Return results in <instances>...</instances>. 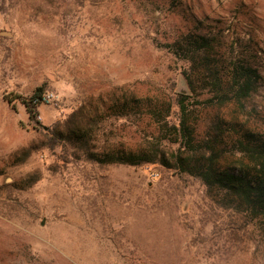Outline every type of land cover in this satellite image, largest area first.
<instances>
[{
	"label": "rangeland",
	"instance_id": "374dc122",
	"mask_svg": "<svg viewBox=\"0 0 264 264\" xmlns=\"http://www.w3.org/2000/svg\"><path fill=\"white\" fill-rule=\"evenodd\" d=\"M189 33L261 76L244 110L197 106L198 139L215 116L264 137V0H0V264H264L260 222L220 206L199 179L99 165L52 138L83 108L99 116L96 150L151 149L164 133L150 115L107 109L191 95L188 64L167 48ZM41 89L57 99L31 120L22 99Z\"/></svg>",
	"mask_w": 264,
	"mask_h": 264
},
{
	"label": "trees",
	"instance_id": "16d2710c",
	"mask_svg": "<svg viewBox=\"0 0 264 264\" xmlns=\"http://www.w3.org/2000/svg\"><path fill=\"white\" fill-rule=\"evenodd\" d=\"M218 42L209 35L189 33L167 45L171 53L188 64L182 75L191 95L178 94L177 100L166 106L132 97L107 109L108 118L141 120L144 115H150L164 133L151 149L127 151L108 144L96 150L92 144L93 127L97 126L99 116L90 117L83 108L72 115L64 131H54L52 138L73 145L87 160L99 165H162L181 175L195 177L220 206L249 215L264 230L263 135L234 120L215 116L204 137L198 139L192 123L197 106L234 105L244 110V103L259 87L261 76L250 59L225 56ZM44 91L41 89L22 99L31 120L38 115L40 102L37 100ZM174 106L178 108V115L177 122L172 124ZM77 115L80 119L73 120ZM172 140L179 147L168 154L163 143Z\"/></svg>",
	"mask_w": 264,
	"mask_h": 264
},
{
	"label": "built area",
	"instance_id": "2783aa9c",
	"mask_svg": "<svg viewBox=\"0 0 264 264\" xmlns=\"http://www.w3.org/2000/svg\"><path fill=\"white\" fill-rule=\"evenodd\" d=\"M56 94L50 90H46L41 93L40 98L37 101L40 102V105H50L56 101Z\"/></svg>",
	"mask_w": 264,
	"mask_h": 264
},
{
	"label": "water",
	"instance_id": "95a60500",
	"mask_svg": "<svg viewBox=\"0 0 264 264\" xmlns=\"http://www.w3.org/2000/svg\"><path fill=\"white\" fill-rule=\"evenodd\" d=\"M38 92H41V90H39Z\"/></svg>",
	"mask_w": 264,
	"mask_h": 264
}]
</instances>
